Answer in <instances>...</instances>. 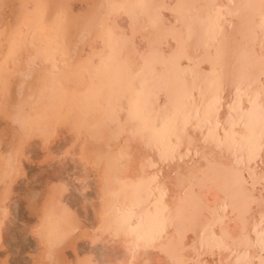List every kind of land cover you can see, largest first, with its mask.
I'll list each match as a JSON object with an SVG mask.
<instances>
[{"label": "bare ground", "instance_id": "1", "mask_svg": "<svg viewBox=\"0 0 264 264\" xmlns=\"http://www.w3.org/2000/svg\"><path fill=\"white\" fill-rule=\"evenodd\" d=\"M107 1L5 0L25 56L21 64L13 60L0 72V91L11 94L14 110L33 114L54 101L60 84L85 88L84 73L65 65L55 69L49 62L33 64L29 37L41 25L57 31L69 52L81 35L88 37L82 45L86 59L79 60L88 71L113 46L121 70L135 81L134 103L140 100L145 116L153 112L154 118H165L168 130L153 138L135 108L131 115L122 112L124 134L108 144L111 122L96 115L105 123V143L79 135L66 149L76 154L77 146L86 164L99 158V176L109 181L115 175L128 183L141 181L138 191L118 200L116 211L122 216L108 218L110 211L104 214L102 207L95 214L97 224L111 226L97 236L106 235L125 253L105 264H264V0H151L149 5L162 7L154 25L138 9L120 22L121 11L108 13ZM116 65L107 68L108 74ZM87 108L95 116L94 108ZM19 144L18 150L23 149ZM100 186L99 198L104 191ZM10 188L0 193L6 216ZM47 189L28 194V207L37 217L32 230L41 245L36 263L43 264L45 256L57 262L53 264H99L80 256L67 262L62 256L61 244L91 230L63 199L64 184ZM133 212L140 215L135 231L129 226Z\"/></svg>", "mask_w": 264, "mask_h": 264}, {"label": "rangeland", "instance_id": "2", "mask_svg": "<svg viewBox=\"0 0 264 264\" xmlns=\"http://www.w3.org/2000/svg\"><path fill=\"white\" fill-rule=\"evenodd\" d=\"M117 1H107V12L111 14H118L121 11L118 15L122 14L119 17V21L122 23H125V21L130 16H133L136 13L134 11L136 9L140 10L142 13H145V15L149 18L150 24L154 25L157 23V21H159L162 7L158 6V4L149 5L151 0H130L129 2L127 0ZM13 24L14 14L12 8L7 2H5V0H0L1 73L9 68V66L13 63V60H16L18 65L21 64L25 56L24 47L20 48L21 45L15 37L12 26ZM42 26L43 25L36 29V32L30 36L31 38L29 37V45L34 51V55L31 59L33 64L40 62L46 64L50 63L51 67L55 69H57L58 66L65 65L69 70L84 73L86 76L84 81L85 88L79 90L72 83L67 85L60 84L54 101H52L51 104H49L40 113L36 112L33 114L29 112L20 113L14 110V102L11 94L9 92H6V94L0 91V193L3 192L4 189L11 187L10 198L6 202L7 209L9 210V214L7 213V216L5 213H2L4 209L0 206V222H2L1 220L4 221L2 228H0V264H38L36 263V260L39 254L38 250L41 249V245L38 235L32 230L37 224V217L32 213V211H30V208L28 207V194L34 190L45 193V190H48L47 188L55 184L65 185L67 190L63 195V199L72 208V210H75L78 215L81 216L84 226L87 227L85 228H90L89 230H91L89 232L90 234L88 232L84 234L86 239L82 233H79V236L77 237L78 239L76 241H71L72 243L67 242L61 244V246L64 247V255L62 256L67 259V262L74 260L76 256H80L83 258L87 257L90 260H93L95 263L97 262L99 264H105L109 260L113 261L120 256H125V253L118 246L119 243L109 241L106 235L97 236L98 233L103 231L105 227H107L105 229H110L111 226L108 224H97L99 219L95 214H97L99 208L102 207L101 210L104 214L110 211L107 214L108 218L114 219V217L117 215L122 216L121 211H116L119 209L118 200H120V197L125 196L127 192L135 193L138 191L141 186V181L138 180L133 183H128L124 177L121 179V176L119 175L113 176L112 181H109V178L99 176L98 172L102 168L101 160H99V158H97L98 160L96 161L94 160L93 164H86V162H84V160L79 157L80 153L78 152L77 146L76 154L71 153L70 155L66 149L73 147L72 145L74 143V139L77 137L80 139L79 135H81V137L87 135L88 140L94 144L105 143L102 140V136H104L103 126L105 123H103L99 118L101 115L106 117L111 122L109 143L106 142L108 144H112L116 141L118 136L124 134V130L121 129L120 125V117L122 112L125 111L128 115H131L133 113V109L137 108L139 113L141 112V120L144 119L142 121L147 122V124H149L151 127L150 134L153 138L155 136H159V134L160 136H164L167 133L168 126L166 124L165 118L158 114H156L155 118V113L153 114V112L150 113L149 116H145L143 113L144 111L140 110L139 108L140 100L138 101V104L134 103V97L136 96L134 91L135 81L131 79L130 75L126 74V70H121L122 67L117 61L118 53L113 46H111L109 53L102 57V63L101 60L97 63H94L92 66L93 69H89L88 71L87 66H79V60H84V58L86 59L84 55H87V51H83L84 47H82V45L84 44L85 40L87 41L88 37L85 36V38L84 35H81L79 40L80 42L72 47L74 50L71 49L69 52L67 51L68 49L66 50V44L59 39L57 31H55L48 24H44V26ZM46 30H48V32ZM112 48L115 50V52ZM56 56L58 57L59 61L57 60ZM60 56H62V59ZM77 62L78 64H76ZM100 63L101 67L98 65ZM115 64L117 65L115 66L113 73L110 72V74H108V69L111 68V65L114 66ZM17 74H21V72L18 71ZM148 97L151 96L148 95ZM148 97L147 99H150ZM90 102L93 105H91ZM88 106H92L91 109L94 108L93 112L96 113L95 116L100 115L99 117L96 116L97 119L94 115H89V113H87ZM119 108L121 112H115L119 110ZM19 114L21 118L20 116L18 117ZM27 115L29 116L26 117ZM20 120L23 121L21 124H19ZM152 120L155 121L153 122ZM56 126L57 128L59 127L58 129L61 128L62 130L60 129V131H58ZM113 127H116V129ZM68 128L69 130H67ZM55 129H57L58 132ZM93 130L96 132L94 133ZM57 133L59 136H57ZM21 141L24 145V148L18 150L20 146L19 143ZM73 155L74 157L72 158ZM17 156H19V158ZM89 173H91L92 177ZM100 173L102 175L101 170ZM87 174H89V177ZM101 183L104 187V191L103 196L99 198L98 192L101 190ZM139 219L140 215L136 212H133L129 225L132 231H135L140 225ZM49 224L51 225V222H49ZM91 225H93V227ZM32 226L33 228H31ZM91 233L97 237L94 238ZM104 237L107 238V242L103 240L105 239ZM53 238L56 242L59 241V236L54 235ZM90 238H94V240H89ZM98 238L99 241H96ZM58 247H60V245ZM63 250L60 251V253H62ZM41 261L43 264H53V262H55V260L53 261L48 257L45 258V256L41 258Z\"/></svg>", "mask_w": 264, "mask_h": 264}]
</instances>
